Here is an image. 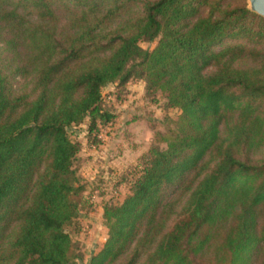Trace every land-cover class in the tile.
<instances>
[{"label":"trees","instance_id":"trees-1","mask_svg":"<svg viewBox=\"0 0 264 264\" xmlns=\"http://www.w3.org/2000/svg\"><path fill=\"white\" fill-rule=\"evenodd\" d=\"M132 78L181 114L105 206L90 264H264V17L248 0H0V264H82L71 135L107 124L103 89Z\"/></svg>","mask_w":264,"mask_h":264},{"label":"rangeland","instance_id":"rangeland-1","mask_svg":"<svg viewBox=\"0 0 264 264\" xmlns=\"http://www.w3.org/2000/svg\"><path fill=\"white\" fill-rule=\"evenodd\" d=\"M156 42L145 40L144 48ZM103 109L113 115L107 123L89 130V120L75 128L73 140L80 143L74 162L82 191L79 211L67 225L82 264H90L109 237L104 209L121 203L131 192L142 169V158L161 136L174 131L181 114L168 106L161 94L149 92L144 79L132 78L125 85L103 89Z\"/></svg>","mask_w":264,"mask_h":264},{"label":"water","instance_id":"water-1","mask_svg":"<svg viewBox=\"0 0 264 264\" xmlns=\"http://www.w3.org/2000/svg\"><path fill=\"white\" fill-rule=\"evenodd\" d=\"M251 11L264 17V0H248Z\"/></svg>","mask_w":264,"mask_h":264}]
</instances>
